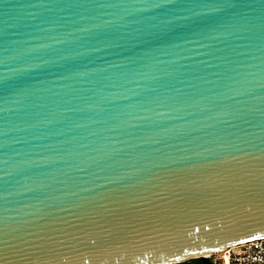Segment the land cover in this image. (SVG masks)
I'll return each mask as SVG.
<instances>
[{
  "label": "water",
  "instance_id": "95a60500",
  "mask_svg": "<svg viewBox=\"0 0 264 264\" xmlns=\"http://www.w3.org/2000/svg\"><path fill=\"white\" fill-rule=\"evenodd\" d=\"M263 238L264 0H0V264Z\"/></svg>",
  "mask_w": 264,
  "mask_h": 264
},
{
  "label": "built area",
  "instance_id": "2783aa9c",
  "mask_svg": "<svg viewBox=\"0 0 264 264\" xmlns=\"http://www.w3.org/2000/svg\"><path fill=\"white\" fill-rule=\"evenodd\" d=\"M206 258L211 264H264V238L228 247Z\"/></svg>",
  "mask_w": 264,
  "mask_h": 264
},
{
  "label": "trees",
  "instance_id": "16d2710c",
  "mask_svg": "<svg viewBox=\"0 0 264 264\" xmlns=\"http://www.w3.org/2000/svg\"><path fill=\"white\" fill-rule=\"evenodd\" d=\"M182 264H203L202 262L196 261V262H187Z\"/></svg>",
  "mask_w": 264,
  "mask_h": 264
}]
</instances>
